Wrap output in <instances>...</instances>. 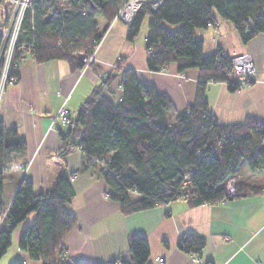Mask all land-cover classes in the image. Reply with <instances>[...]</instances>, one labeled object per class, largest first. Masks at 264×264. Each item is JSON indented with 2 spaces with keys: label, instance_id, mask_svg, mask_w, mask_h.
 <instances>
[{
  "label": "trees",
  "instance_id": "trees-1",
  "mask_svg": "<svg viewBox=\"0 0 264 264\" xmlns=\"http://www.w3.org/2000/svg\"><path fill=\"white\" fill-rule=\"evenodd\" d=\"M126 1L69 0L49 7L45 0H33L13 65L20 66L32 57L38 63L66 60L82 70L85 65L80 53L94 52ZM215 12L235 26L243 43L264 33V0H163L159 6L149 0L126 25V40L133 42L147 21L148 70L161 71L173 63L180 74L198 71L194 102L183 112L177 113L171 99L143 83L134 70H123L119 59L72 116L69 129L61 133L66 148L59 152L78 146L83 169H97L110 189L109 199L118 202L124 214L181 198L197 207L261 190L237 182L233 197L225 192L228 178L237 175L243 163L253 173H264V121L249 117L241 124L223 125L208 112V82H224L231 91L238 89L230 83L234 75L231 58L222 50L204 55V43L195 37L196 29L215 22ZM98 17L105 23L102 30ZM165 23L179 28L172 31ZM1 46L0 39V51ZM85 46L89 48L83 51ZM3 64L4 56L0 57V77ZM119 74L122 95L112 101L104 90ZM25 152L26 143L17 131L0 121V259L12 244L14 230L35 213L34 224L20 236L19 248L42 264H80L69 259L62 243L76 224L75 216L65 208L75 195L71 177L60 175L44 193H36L32 181L24 177L11 203L4 201L5 170ZM205 245L203 235L187 233L178 247L200 257ZM148 258L147 240L132 235L128 260L108 262L147 264Z\"/></svg>",
  "mask_w": 264,
  "mask_h": 264
},
{
  "label": "crops",
  "instance_id": "crops-1",
  "mask_svg": "<svg viewBox=\"0 0 264 264\" xmlns=\"http://www.w3.org/2000/svg\"><path fill=\"white\" fill-rule=\"evenodd\" d=\"M214 15L213 24L195 30V37L204 43V55L217 50L229 57L248 52L255 63L257 80L234 91L226 83L208 82V112L223 125L241 124L249 117L264 121V33L243 43L230 21L217 12ZM127 30L120 22L110 25L99 44L98 61L89 68L79 70L66 60L38 63L27 57L21 62L17 82L6 87L0 104V121L8 129H15L26 143V152L14 158L5 170L6 205L24 177L32 181L36 193H44L52 189L60 175H75L71 179L75 195L65 208L75 216L76 224L62 242L74 263L98 264L117 258L127 261L130 237L140 235L149 245L147 264H264V173L251 172L245 163L239 168V183L261 187L255 194L197 207L181 198L124 214L120 204L109 199L110 189L97 169H83L79 149L59 152L66 148L61 133L69 129L55 122L60 109L65 106L74 116L119 59L123 70H134L143 83L166 94L177 113L193 104L198 71L180 74L173 63L161 71L148 70L147 27L133 42L126 40ZM104 95L112 101L120 99L121 74L105 88ZM35 218V213L29 214L14 230L12 244L0 264L18 260L42 264L19 248L22 232L34 224ZM187 233L205 237L206 245L197 262L178 247ZM160 258L163 263L158 262Z\"/></svg>",
  "mask_w": 264,
  "mask_h": 264
},
{
  "label": "built area",
  "instance_id": "built-area-1",
  "mask_svg": "<svg viewBox=\"0 0 264 264\" xmlns=\"http://www.w3.org/2000/svg\"><path fill=\"white\" fill-rule=\"evenodd\" d=\"M67 1L69 0H62V2ZM148 1L149 0H127L118 11L117 16L111 25L115 22L129 25L135 13ZM150 1L154 6H159L163 0ZM32 8L33 0H2L0 3V39L2 42L0 57L4 56V64L0 77V104L6 87L17 82V76L11 73L12 71L17 73L19 69L17 64L13 65V57L18 47V40L22 31L25 16L28 11L32 10ZM81 58L84 61L85 68L89 67L97 60L96 50L89 56L82 53ZM230 58L234 66V72L237 75V79L230 83L236 85L238 89L253 84L257 79V71L252 56L246 52ZM71 119L72 116L70 111L63 106L57 114L55 122L59 121L61 125L67 126L70 125ZM72 177H75V175ZM238 180L239 177L237 175H233L227 180L225 192L229 197L235 195V187ZM186 183L187 181L184 182V184ZM191 257L193 262L199 261V256L191 255ZM163 261L164 259L162 258L158 259L159 263H163ZM105 264L110 263L106 262ZM116 264H118V262H116Z\"/></svg>",
  "mask_w": 264,
  "mask_h": 264
},
{
  "label": "rangeland",
  "instance_id": "rangeland-1",
  "mask_svg": "<svg viewBox=\"0 0 264 264\" xmlns=\"http://www.w3.org/2000/svg\"><path fill=\"white\" fill-rule=\"evenodd\" d=\"M62 3V0H45V4H47L49 7H54L55 5H59V4H61ZM137 13V12H136ZM135 13V14H136ZM135 16V15H134ZM134 18V17H133ZM97 20H98V22H104L103 21V19L101 18V17H98L97 18ZM147 21H145V23L143 24V26H142V29H141V33H140V35L138 36V37H141L142 36V33H143V30L144 29H146V27H147ZM165 26H167L170 30H172V31H174V30H176V28L178 27L179 28V25H171V24H168V23H165L164 24ZM109 28V27H108ZM103 29V27L101 26V30ZM100 30V31H101ZM106 34V33H105ZM105 36V35H104ZM100 44V43H99ZM85 48V49H84ZM83 49V51H85V50H87L88 48H89V46H85ZM83 54H85V53H83ZM225 54V53H224ZM243 54V53H242ZM81 55H82V52H81ZM80 55V56H81ZM89 55H91V54H89ZM89 55H87V56H89ZM226 56H228L227 54H225ZM239 55V54H238ZM83 60V59H82ZM84 62V61H83ZM232 62V61H231ZM255 64V63H254ZM85 65V64H84ZM114 66V68L113 69H115V66H116V63L113 65ZM234 67V66H233ZM256 68V67H255ZM257 71V70H256ZM257 74V73H256ZM19 76H17V78H18ZM231 77H234L235 79H237V75L235 74V72H234V75L233 76H231ZM230 77V80L232 79ZM257 80V79H256ZM210 82H213V81H210ZM224 83V82H223ZM71 116H73V113H71ZM71 124V123H70ZM68 126V125H67ZM27 168V167H26ZM73 176V175H72ZM71 176V179L73 178ZM230 178V177H229ZM228 178V179H229ZM226 185V184H225Z\"/></svg>",
  "mask_w": 264,
  "mask_h": 264
},
{
  "label": "bare ground",
  "instance_id": "bare-ground-1",
  "mask_svg": "<svg viewBox=\"0 0 264 264\" xmlns=\"http://www.w3.org/2000/svg\"><path fill=\"white\" fill-rule=\"evenodd\" d=\"M98 49H99V45H98V46L96 47V49H95V50H96V57H97V50H98ZM95 50H94V51H95ZM97 61H98V60H96L92 65H94ZM92 65H90L89 67H91ZM89 67H87V68H89ZM84 68H85V67H84ZM18 71H19V69H18ZM17 73H18V72H17ZM76 148L80 150V148H79L78 146H76Z\"/></svg>",
  "mask_w": 264,
  "mask_h": 264
},
{
  "label": "water",
  "instance_id": "water-1",
  "mask_svg": "<svg viewBox=\"0 0 264 264\" xmlns=\"http://www.w3.org/2000/svg\"><path fill=\"white\" fill-rule=\"evenodd\" d=\"M49 17H50V15H49Z\"/></svg>",
  "mask_w": 264,
  "mask_h": 264
}]
</instances>
